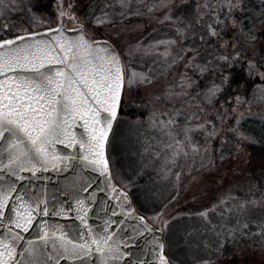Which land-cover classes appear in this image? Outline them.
<instances>
[{"label": "rangeland", "instance_id": "obj_1", "mask_svg": "<svg viewBox=\"0 0 264 264\" xmlns=\"http://www.w3.org/2000/svg\"><path fill=\"white\" fill-rule=\"evenodd\" d=\"M177 1L166 0L142 20L100 24V27L96 21L92 22L93 27L88 26L74 7L76 19L63 18L62 27L77 30L83 24L84 32L92 40H108L120 54L126 75L124 114L117 120L110 137L108 158L115 182L131 195L140 214L161 229V222L168 221L162 231L165 252L172 264H201L221 256L240 262L244 257L246 261L256 258L259 264H264V189L253 180L246 165L247 146L256 140L264 142V87L254 77L255 87L249 95H236L238 91H235L227 98L224 96L227 81L223 79L234 62L247 64L249 59L264 62L261 6L264 0H256L257 13L251 11L252 15L244 18L242 0H232V10L227 11L228 26L217 22L219 10L223 5L228 6L227 0H214L213 6L207 8L203 0H197L199 5L192 14L201 15L199 30H191V27L196 29L195 23L188 30L196 34L186 29L170 31L172 35L181 33V52L171 38L157 37L159 29L155 26L166 16H172V7ZM191 12L188 10L187 14ZM176 13L172 20L178 29L183 24L181 14L185 11ZM29 19L32 22L26 32L34 33L41 28L40 21ZM238 19L242 22L238 23ZM207 24L217 30L212 40L210 35H203ZM59 25L54 12L52 21L45 26L49 29ZM23 26L16 23L11 30L22 33ZM138 48L150 61L145 68L140 53L137 55ZM235 51L241 52L237 61L218 58L222 53L231 56ZM200 58L214 72L204 78L203 71L200 79L204 80L198 84L189 68ZM133 72L137 74L135 77ZM140 74H144V81ZM127 78H131L130 83ZM214 83L224 89L215 96L208 91ZM132 115H136L135 123L126 119ZM143 117L146 121L141 120ZM201 123L205 128L196 127ZM213 124L215 134L208 135ZM226 147L228 152L224 150ZM226 153L228 156L224 157ZM176 172L179 175L175 178ZM138 174L150 175L155 184L133 189ZM176 188L177 197L156 210L155 205L164 203ZM203 212L207 215L200 214ZM159 213L162 214L157 219Z\"/></svg>", "mask_w": 264, "mask_h": 264}, {"label": "snow or ice", "instance_id": "obj_2", "mask_svg": "<svg viewBox=\"0 0 264 264\" xmlns=\"http://www.w3.org/2000/svg\"><path fill=\"white\" fill-rule=\"evenodd\" d=\"M124 3L125 0H121V6ZM227 3L230 12L232 0H227ZM72 9L70 0H56L55 10L60 25L47 30L56 33L50 39L30 40L21 35L0 40V165L13 176L23 171L36 172L41 167L55 168L64 159L71 160V157H62L54 151L56 144H66L70 148L79 145L83 149L82 159L88 165L106 174V178L111 175L106 146L125 89V68L119 53L109 41L91 40L83 31L75 38L65 36L63 18L76 19ZM29 10L32 11V8ZM165 19L172 20L173 17L168 15ZM97 22L104 23L100 19ZM217 22H220L219 17ZM233 23H236L234 18ZM80 28L83 29V24ZM208 28L211 35H217L212 24ZM177 31L181 30L178 28ZM37 35L39 33L28 34L30 37ZM240 57L241 52L235 51L231 56L222 53L218 58L222 61H237ZM246 72L250 78L258 77L260 86L264 87V62L249 59ZM136 75L132 73L133 77ZM140 79H146L144 74H140ZM223 79L228 81L229 76ZM127 82L130 83L131 78H127ZM223 90L222 85L214 83L208 91L215 96L217 91ZM236 99L239 101L240 98ZM78 123L83 129L79 135L75 131ZM196 127L203 129L205 125L201 123ZM213 134L214 124L208 130V135ZM26 195L29 196L27 200L24 198ZM119 195L125 201L129 199L124 191ZM47 203L42 197L33 198L28 193H21L15 183L0 187V218L6 224V231L0 234V264H50L52 259H56V264H59V258L80 259L93 252L100 254L101 264H111L130 255L122 250V241L118 237L113 239L117 233L111 224L116 222L106 220L98 226L100 231H93L87 224L84 201L78 199V218L85 225L89 236L80 242L68 237L58 226L50 232L48 227L41 225L42 235L38 238L44 243L38 246L29 240L24 249L27 255L17 260V248L24 239L21 232L29 231L35 213L48 214ZM161 214H157L156 218ZM200 214L206 216L207 212ZM138 219L145 221L144 216ZM167 223V220L161 222L162 229ZM144 227L147 231L152 230L147 223ZM49 242L52 251L48 250ZM163 248L161 242V253ZM161 264H168L166 256L161 255Z\"/></svg>", "mask_w": 264, "mask_h": 264}, {"label": "water", "instance_id": "obj_3", "mask_svg": "<svg viewBox=\"0 0 264 264\" xmlns=\"http://www.w3.org/2000/svg\"><path fill=\"white\" fill-rule=\"evenodd\" d=\"M62 29L65 36L70 38L77 37L81 31L84 32V27L77 30H67L63 27ZM37 33L39 35L35 37L24 36L30 40H38L50 39L56 35L55 32L48 31ZM84 34L91 39L87 33L84 32ZM94 41H105V39ZM17 43L21 42L17 41ZM110 44L115 48L111 42ZM115 50L118 52L116 48ZM48 67L62 66L49 65ZM123 95L109 140L120 115ZM75 131L77 135L83 132L79 123L75 126ZM54 151L62 157H71V160L64 159L55 168L49 166L47 169L41 167L36 172H18V176H13L7 168L0 165V187L15 183L17 190L21 193H28L33 198L42 197L48 202V214L35 213V220L29 231L21 232L24 239L19 242L17 260L27 255L24 249L27 247L29 240L38 246L44 243L38 238L42 235L41 225L48 227L50 232L58 226L68 234V237L75 238L80 242L87 238L89 233H87L85 225L78 218L79 206L77 200L80 199L84 201L87 210V224L92 227L93 231H100L98 226L103 225L106 220L116 222L111 224V228L115 229L117 233V236L113 239L118 237L122 241L120 245L122 250L130 255H126L123 260L113 261L111 264H161V255L167 257L163 231L161 228L153 226L146 217L145 221L138 219L139 216L143 215L137 210L131 195L115 182L110 162L111 175L106 178V174H102L82 159L83 149H80L79 145L70 148L66 144H56ZM106 152L108 156V144ZM4 163H7V161L4 160ZM19 177H23V179ZM121 191L127 193L129 198L127 201L119 195ZM24 198L27 200L29 196L26 195ZM41 206L43 207V205ZM61 210L63 211L61 212ZM57 212H61V214L57 215ZM113 212H115V215H113ZM6 215L10 214L6 213ZM145 223L152 229L151 231L145 229ZM4 231H6V224L0 218V234ZM161 242L164 245L162 253L159 250ZM48 250L52 251L50 242ZM50 264H56V259H52ZM59 264H101L100 254L93 252L90 255L81 256L80 259L63 257L59 258ZM168 264H172L169 259Z\"/></svg>", "mask_w": 264, "mask_h": 264}, {"label": "trees", "instance_id": "obj_4", "mask_svg": "<svg viewBox=\"0 0 264 264\" xmlns=\"http://www.w3.org/2000/svg\"><path fill=\"white\" fill-rule=\"evenodd\" d=\"M54 1L56 2V0H0V40L14 39L17 36L28 35L29 32H26L27 30L26 27L28 28V26L31 25L32 21L29 19L30 17H33L34 19L40 21L42 23V26L43 25L45 26L47 23L51 22L54 17V12H56L54 11L55 10ZM165 1L166 0H125L124 6H121V0H70V2L73 4V8L76 7L79 10L78 13L85 19L88 26L90 27H93L94 25L92 22L93 21L97 22L98 19L100 20L102 19L104 21V23H99L98 26L100 24H101L100 26H102V25H112L113 23L115 24H119L120 22L131 23L134 21L142 20L145 16H148L154 10H157L161 5V3ZM213 1L214 0H203L204 4L208 5V7L213 6ZM217 1L219 2V0ZM66 2H69V0H66ZM258 4L259 3L256 0H242V8L244 9L243 18L245 16H251L252 15L251 11L257 13L259 9ZM198 5L199 4L197 0H178L177 2L174 3L172 7L173 13H171L172 16H175L177 14L176 13L177 11H185V13L181 14V16H183V24L179 29L181 30L186 29L185 31L189 33L190 31L188 30L190 29L188 25L192 26V23H195L196 29L191 27V30L196 31L199 28L201 15H199L198 12H196V14H192L195 12V10H197ZM261 6L263 8L262 15H264V3H261ZM30 7L32 8V11L29 10ZM188 10L189 11L192 10V12L190 14H187ZM33 11H35V15H33ZM227 11H228V6L223 5L217 15L220 18V22H223L225 26H228L227 22L230 19ZM205 15H207V13H205ZM37 17H39V19H37ZM164 20L161 21V23L157 22V24L155 25L157 27L156 30L159 29L158 31H156L159 32L157 37L171 38L172 40H174V45L176 46V48L180 49V46H182L183 44V40L180 37L181 33H179L180 35H176L175 33H173L172 35L171 34L172 32L170 33V31L177 30L174 27L173 20H168V19L165 21ZM240 22H242L241 19H238V23ZM16 23L24 24L23 26L25 27V30H23L24 32L22 31V33H16L13 30H11L12 25ZM42 26L37 31H34V33L48 30V27L46 26L42 27ZM205 31L206 34L203 31V35H206L205 37L210 35L209 38L211 37L212 40L214 36L211 35L210 30L208 28V24L205 26ZM150 32H154V31H150ZM190 33L192 35L196 34L195 32L194 34L192 32ZM225 33H227V31ZM192 35L191 37L193 38ZM226 37H230V35H227ZM145 44L146 42L142 43L141 48L145 46ZM143 49L144 48H142V50ZM142 50L140 51V48H138L137 55L140 53L139 56H141L142 61L144 62V63L141 62L142 67L145 68V66L149 64L150 61H148V59L145 56L143 57ZM181 51L182 50L180 49L179 52ZM181 57L177 58V60L181 59ZM133 63L134 62L132 61L131 64L134 65ZM246 65L247 64L245 62H239V63L234 62L230 67H228L229 69L227 70V72L229 79L226 82V90L224 94V96H227V98L230 97L233 93H235V91H238L236 95H241V94L249 95L251 93V89L255 87L254 77L250 78L248 76L246 72ZM209 66L210 65L204 59L203 60L202 58L197 60L195 59V62L190 66L193 68H189V72L194 74L193 78L195 79V82L201 84L204 80V79H200L201 75L205 74L204 75L205 78V76L214 72V70L210 69ZM161 74H163V72H161ZM217 76L220 77L221 75L217 74ZM163 77L166 78L164 75ZM215 82L218 83V80ZM222 94L223 93H221V95ZM122 110H123V104L121 105V111L118 117V121L121 119V116L124 114V113L122 114L123 112ZM135 117L136 115H132L131 118L129 117L126 119L129 120V122L135 123L136 122ZM141 120H145V118L143 117ZM247 147L249 149V157L246 164L248 168V172L252 176L253 180L259 185V187L261 189H264V142H260L258 140L252 141L250 145H248ZM224 150L228 152L229 148L226 147V149L224 148ZM227 156L228 153L224 155V157ZM178 175L179 173L176 172L174 175L175 178ZM136 177H137L135 178L136 183L134 184L135 187H133V189H135L136 187L146 188L147 186L150 185L152 186V184H155L153 183L154 178L151 177L150 175L138 174L136 175ZM177 190L178 188H176L175 192L172 195H170V197L164 200L165 201L164 203H161L157 207L156 204L155 205L156 210H160L164 206V204H167L168 202L175 199L177 197L176 193H178ZM246 260L247 258L245 259L244 257L242 260L243 262H240L239 259L237 260L236 258L229 259L228 256H221L218 259L216 258L214 259L213 257L212 259L207 260L201 264H249V263L259 264V259L256 260V258H251L250 261H246Z\"/></svg>", "mask_w": 264, "mask_h": 264}]
</instances>
